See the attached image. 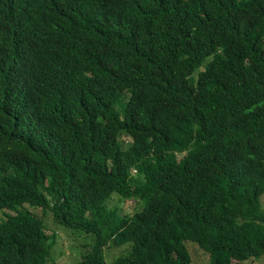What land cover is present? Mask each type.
Here are the masks:
<instances>
[{"label":"trees","instance_id":"16d2710c","mask_svg":"<svg viewBox=\"0 0 264 264\" xmlns=\"http://www.w3.org/2000/svg\"><path fill=\"white\" fill-rule=\"evenodd\" d=\"M263 194L264 0H0V264L52 260L29 207L73 264L259 259Z\"/></svg>","mask_w":264,"mask_h":264},{"label":"rangeland","instance_id":"374dc122","mask_svg":"<svg viewBox=\"0 0 264 264\" xmlns=\"http://www.w3.org/2000/svg\"><path fill=\"white\" fill-rule=\"evenodd\" d=\"M202 69L198 67L194 69L192 72V77H195L196 73ZM261 207L264 210V194L260 198ZM135 201L134 199H128L121 201L117 198L116 194H112L111 198L107 200L106 206L108 208H113L116 210L118 214H124L126 212H131L133 209ZM143 207V202H139V206H137L136 210L141 209ZM31 212L42 217L45 223V231L48 234H53L52 232L56 233V242L53 247V258L47 264H73L74 262L79 261L78 256L85 251L86 245V234H79L74 237V235L68 232L66 229L57 226L53 221V216H46L42 214L39 208H28ZM0 218H2V211L0 210ZM74 237V238H73ZM126 246L122 247H114L108 246L104 248L103 256L105 259L106 264H113L114 260L120 256H123L128 251H123ZM186 248L191 256L192 264H205L206 261V254L197 248L195 244L191 242L186 243ZM207 263V261H206ZM239 264H264V255L261 256L259 259H249L243 262H239Z\"/></svg>","mask_w":264,"mask_h":264}]
</instances>
